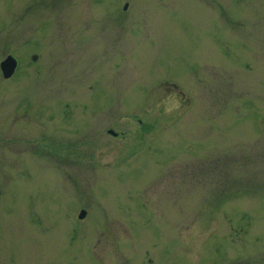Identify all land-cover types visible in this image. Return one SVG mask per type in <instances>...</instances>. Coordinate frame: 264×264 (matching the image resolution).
<instances>
[{"label": "rangeland", "instance_id": "rangeland-1", "mask_svg": "<svg viewBox=\"0 0 264 264\" xmlns=\"http://www.w3.org/2000/svg\"><path fill=\"white\" fill-rule=\"evenodd\" d=\"M9 54L0 264H264V0H0Z\"/></svg>", "mask_w": 264, "mask_h": 264}, {"label": "water", "instance_id": "water-1", "mask_svg": "<svg viewBox=\"0 0 264 264\" xmlns=\"http://www.w3.org/2000/svg\"><path fill=\"white\" fill-rule=\"evenodd\" d=\"M15 65H16L15 57L12 54H9L8 56H6V58L0 62V67H1V71L3 75L5 77L9 76L14 71ZM85 213H86V210L84 208H81L78 216L83 217Z\"/></svg>", "mask_w": 264, "mask_h": 264}]
</instances>
